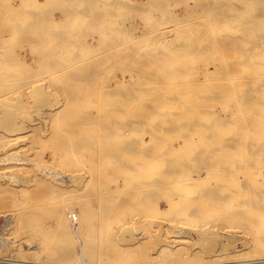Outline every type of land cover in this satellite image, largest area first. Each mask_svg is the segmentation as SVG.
<instances>
[{"label": "rangeland", "instance_id": "rangeland-1", "mask_svg": "<svg viewBox=\"0 0 264 264\" xmlns=\"http://www.w3.org/2000/svg\"><path fill=\"white\" fill-rule=\"evenodd\" d=\"M91 1L93 2V0H89L87 2L89 5L86 6L90 9H86L89 13L86 12L81 22L78 23L83 29V31L81 30L83 36L80 37V40L87 44L90 43L91 48L97 47L99 41L103 45L100 44L99 48L88 51V56H86L87 54L82 56L83 60L81 62L84 64L79 63L80 66L85 67V73H88V76H85L86 78H80L81 81L87 84L68 87L55 85L54 82L57 83L59 80L63 81V79H65L64 82L72 80L70 76L75 75L76 72L74 69L69 70L70 72L67 71L73 65V62H70L74 57L72 54L66 57L67 63H62V66H66L65 68L62 67L65 70L60 67L61 69L57 71L59 76H54L50 70L47 71L39 59L42 57L43 47L46 48L47 43L52 38L51 36H53V41L58 42L60 36L67 31H71V29L63 27L62 29L59 28L57 32V29L54 30L49 26L47 21L49 18H45L43 14L26 18L27 11H33L30 14L37 13L31 5L26 4L28 0H0V60L4 65L0 67V73L9 75V77H6V81L10 82V84L5 85V93L4 90H0V104H2V107H0V155L4 157L7 154L11 156L10 154L14 153V158L22 157L27 160H24L25 162L20 166L15 164L17 160L14 158L12 161H6L5 163L0 161V171L8 173V176L0 177V184H2L0 186V229H2V232L0 231V257L8 258L15 253L27 257V260H37L38 256L43 255L44 257H51L43 261L62 262L63 264H167L171 262L169 261L170 255L167 256V253L171 251L181 252V250L184 252H182L183 255L181 254L182 258L184 257L182 261L186 258L189 259L188 261L193 260V258L185 256V252H199L202 258L207 259L208 257L209 259L211 256L210 258H217L215 259L217 262H225L226 260L233 262L241 260V258L244 261L247 257L258 259L259 256H264V230H262L264 226H261L264 225V206H262L264 204V159L261 157L264 156V143H261L264 142V139L260 140L261 137L264 138V133H262L264 132V126H262L264 122H260L261 119V121H264V99H262L264 98V28L253 26L252 32L254 33H249V29L252 27L251 17H254L255 14L258 16H255V18L258 19L261 15L264 16V11H262L264 10V0H256V5L252 7L253 11H248L245 14L246 18L244 15L241 16L236 13V0L234 2L214 0L208 7L210 11L207 12L203 10L198 2H202V0H96L95 2L98 5L93 2L94 6L91 5ZM109 1L113 4L108 5ZM220 1L225 4L219 8L218 3ZM109 8H111L110 18L103 21L106 17L104 12H108L107 9ZM55 9L51 6L48 8L56 21H64L61 18L63 16L59 12L60 10ZM5 11L8 14H3ZM93 11L94 16L92 15ZM177 17H182V19ZM238 17L246 20H236ZM225 19L226 21H224ZM101 22H104L105 25L102 28L98 27ZM71 27L73 28L72 25ZM31 28L32 31H30ZM108 29H111L112 36L101 37V33L107 32ZM244 29L248 31L246 36H244ZM205 31L210 32V34L207 33L210 41V49L208 50L197 45V39L200 38L201 34H205ZM211 32L214 34V36L212 34V37L218 40L225 36L228 38L234 35L239 36L241 44H239L238 49L243 54L241 51L237 52V46L234 42L229 44L231 47L229 45V47L223 46V48L226 47L224 51L218 50L223 48L213 44L216 40H213L210 36ZM31 39L35 40L31 41L35 49L29 43ZM68 39L73 40L70 34H67ZM72 42L75 43V40ZM74 43H67L65 50L74 51ZM254 43L255 45H252ZM173 44H177L178 48L176 49V45ZM172 47L174 51L175 49L178 51L176 53H179V50L182 53L184 52L181 57L172 55ZM155 48L161 49L160 52L164 55V58L167 57V60L161 63L153 62ZM105 50L110 51L111 54L105 55V52H103ZM209 51H213V54ZM218 53L222 54L223 59ZM188 54L191 55L189 58ZM172 56L174 61L171 60L170 62ZM192 58L194 61L188 60ZM10 59L11 61H9ZM21 60L26 63V66L21 65L19 62ZM220 62L222 64L223 62L227 63V65L226 63L224 66L221 65V70L215 68L219 67ZM171 63L175 69H171ZM108 65L109 67H107ZM252 65L256 67L254 73L257 76H255L256 78L253 77L256 79L255 81L250 75ZM158 66H162L164 69ZM204 68H208L207 75L203 73L205 72ZM217 71L224 73L220 74ZM60 72L63 74L60 75ZM161 73H166L167 76L163 77L160 75ZM241 74L244 75L242 84H247V86L244 84L246 89H244L245 91L242 90L241 93L243 92L242 95H246V98H242L241 95L236 97L235 92H232L237 88V90L245 88L243 85H241L242 87H235V85L232 89V85L236 82L238 76H243ZM204 76L210 80L205 79ZM236 76L237 78H235ZM218 77H223L225 81ZM251 78L254 82L250 81ZM118 81L123 84L118 85ZM194 81H197V85ZM212 82L213 84H210ZM229 83L232 84L230 85L232 91H228ZM218 88L220 89L217 90ZM195 89L197 90L196 93H194ZM208 89L210 94H208L209 92L205 93ZM68 90H76L77 92L74 95H67L63 92ZM85 91H90V93L86 96L83 94ZM107 91L110 93H106ZM248 93L255 97L251 98L252 96ZM226 95L236 98L233 99V104L235 101L238 103L233 105ZM239 96L242 98V102L239 101ZM70 98L78 100L73 101ZM83 98L94 100H83ZM99 98L107 99L101 100ZM155 98H157L156 101H162H157V104V102H153ZM196 98H198L197 101ZM170 101L172 104H170ZM161 103L164 107L161 106ZM241 103L243 104L241 105ZM227 108L233 112L228 111ZM171 109L173 111H170ZM229 114L231 115L229 116ZM237 114L240 118L237 117ZM68 115H70L69 118ZM249 116L251 117L249 118ZM257 121L259 127L256 126ZM201 122L202 124H200ZM243 128L250 131L245 132ZM251 130H255V132ZM243 132L245 133L243 134ZM256 133H261L258 135L260 138L256 137ZM14 136H17L15 137L16 140H10ZM7 137L10 141L6 140ZM236 137L238 140H236ZM111 138L113 139L111 140ZM77 139L80 142H77ZM220 139H222L221 143L223 145L227 142L226 146L230 148L221 147L223 145L219 146L221 144ZM189 140L190 142H188ZM241 140L245 144V147H243L248 150L244 149L245 153H243V150L242 155L239 154L242 151L240 148H243L242 145H244ZM251 140L254 142L261 141L259 142L261 145L259 144V147H257L258 144L255 142L253 147ZM122 142L126 143V146ZM179 143L183 145L180 146ZM120 145H122L121 148ZM123 147L124 149H122ZM196 150L197 152H194ZM228 150L230 155L232 153L231 157L236 156L234 159L238 157V161H236L237 159L232 161L233 158H228L230 157ZM222 151L223 154L227 151V156L229 155L225 157V153L222 156L225 162L222 159V161L220 160L222 155L220 152L222 153ZM192 152H194L195 157ZM227 158L228 160H225ZM39 167H45L47 170L49 169L48 172L52 173L50 175L49 173H42ZM221 169L228 171L224 173L225 171ZM61 179H66V181L62 182ZM24 180H26V183ZM14 182H18L19 185L13 184ZM7 183L11 187L16 185L18 188H21L20 186L23 188L21 190L16 186L11 188ZM5 184L7 187H4ZM208 186L212 188L209 187L208 189ZM201 187L203 189L207 188L208 191L214 194L217 192L218 194L223 193L222 196L224 194L226 196H223V200V197H218L220 201L215 199L216 202L214 203V194L212 195L205 190L206 194L203 193V195H208V197L205 195L203 197L206 199L201 194L198 195L203 190ZM10 189L14 191L11 190L12 192H10ZM159 193L164 195L162 196ZM217 193L215 197L218 196ZM12 194L14 197L11 196ZM169 195L171 198H169ZM196 197H200V199ZM194 198L200 202L198 203L199 207L186 205L188 200L195 202L196 199L194 200ZM201 198L205 201L203 205ZM166 199L169 203V199L172 202L174 200V203L171 202L172 207L166 202ZM236 201L240 206L236 204ZM146 203L147 205H144ZM175 203L177 205L173 206ZM214 204L218 205L214 206ZM250 204H252V208H250ZM234 205L235 208L233 209ZM143 206H148V208ZM66 208H69L68 210L73 214H70ZM240 208L242 209L240 210ZM238 209L241 212L237 211ZM64 210L66 211L64 212ZM59 213L61 214L60 217ZM251 213L255 214L252 216ZM67 214L80 222L71 221L73 218ZM221 214L224 218L220 216ZM252 217H255L253 220H259L260 218L259 225L257 222L255 225L253 221H250L249 224ZM9 218L10 220H8ZM66 218L70 221L67 222L68 219ZM245 218L248 223L243 221ZM82 220L86 221L81 222ZM54 221L57 224L59 223L56 224L59 228H57L58 231ZM241 221L245 223V226H239L243 223ZM261 221L262 223H260ZM83 223L84 225H82ZM233 223L235 224L233 225ZM252 223L254 226L251 225ZM236 224L238 225L236 226ZM53 225L54 227H51ZM254 232H259V234ZM43 235L53 238L55 242L53 241L52 248L50 244L48 245L42 241ZM86 241L91 242L87 247L90 253L85 250L86 247L84 248V246H87L84 243ZM59 244L61 245L59 246ZM35 245L39 246L40 251L43 252L42 255L40 252L38 253V250L36 252ZM90 245H94L91 246L93 247L92 250ZM104 245H107V248ZM82 246L84 250L80 254ZM100 249L104 251L107 249L109 253L104 252L101 255ZM53 251L57 252L56 256L59 253V257H56V259L54 258L55 255L52 254ZM112 251H114L113 255L110 253ZM60 252L63 253L62 256H60ZM120 252L122 253L119 254ZM60 257L61 259H58ZM187 259L184 261H187Z\"/></svg>", "mask_w": 264, "mask_h": 264}, {"label": "bare ground", "instance_id": "bare-ground-1", "mask_svg": "<svg viewBox=\"0 0 264 264\" xmlns=\"http://www.w3.org/2000/svg\"><path fill=\"white\" fill-rule=\"evenodd\" d=\"M19 1V0H18ZM23 1V0H22ZM27 1V0H26ZM89 0H43V1H40V0H28V2H26V4H28V5H31V7L32 8H34L35 9V11L37 12V13H35V14H30L31 12L33 13V11H27V13H26V18H30V16H34V17H36V16H40V15H44L45 16V18H49L47 21H48V24H49V26H51V28L52 29H57L56 31L58 32V29L59 28H63V27H68V29L70 30L71 29V31H65L67 34H70V36L72 37V41H74L75 40V43L74 42H72V41H70L69 39V41L67 40V34L65 35V34H62L61 36H60V39L58 40V42H56V41H53L54 39H53V36H51L52 38L49 40V42L47 43V46H46V48H44L43 47V49H44V51H43V54H42V57H40V59L39 60H41V62L44 64V66H45V68L47 69V71L48 70H50L53 74H54V76H57L58 75V73L59 72H57L58 70H60L62 67H66V66H62V63H67V61H66V57H68V55H73L74 57H72V60L70 61V62H73V65H72V67L70 68V69H67L68 68V66H67V71H69V70H71V69H74V71L76 72V73H74L75 75H73V76H70V79H71V77H72V80L71 81H68V82H64V80L65 79H63V81H60L59 80V82H54V84L55 85H60V86H68V87H70V86H74V87H78V86H84V85H86L87 83L86 82H84V81H81V77H85V76H88V73L86 72L85 73V71L84 70H86L85 69V67H82V66H80V64H84V63H82L81 61L83 60L82 59V56L84 55V54H87L86 56H88V54H89V52L88 51H91V49H94V48H99V46H100V44H101V41H99V44H98V46L97 47H95L93 44V46H94V48H91L90 46H89V44H87L86 42H84V41H82V40H80L81 38V36H83V29L81 28V25L80 24H78V23H80L81 22V20L83 19V17L86 15V12L87 13H89L88 11H86V9H88V7L86 8V6L87 5H89V4H87V2H88ZM96 0H93V2H95ZM230 1H233L234 2V0H230ZM5 2V1H4ZM93 2L91 1V5L92 6H94L93 5ZM106 2V1H105ZM199 2V4H200V6L203 8V10H205L206 12L207 11H210V10H208V7L210 6V3H212V2H214V0H211L210 2H209V0H202V2H200V1H198ZM256 0H236L235 1V4H236V10H237V12L236 13H238L239 15H244V17H245V14L246 13H248V11H250L251 12V10H252V7L254 6V5H256ZM96 4H97V2H95ZM228 3V2H227ZM232 3V2H231ZM95 4V5H96ZM113 4V3H112ZM111 4V1H109L108 2V5H112ZM198 4V3H197ZM223 4H225L224 2L222 3V1H220L219 3H218V6H219V8H220V6H222ZM257 4H258V2H257ZM90 5V6H91ZM98 5V4H97ZM25 6V5H24ZM53 7V9H55V8H57V10L62 14V16L63 17H61V18H63V20L64 21H56V19L53 17V15L51 14V10H48V8L49 7ZM89 6V7H90ZM18 7V6H17ZM72 7V8H71ZM1 9V8H0ZM5 9V8H4ZM22 9V8H21ZM33 9V10H34ZM19 10V9H18ZM27 10V9H26ZM32 10V9H31ZM56 10V9H55ZM88 10H90V9H88ZM108 10V12H104L105 13V19L103 20V21H106V20H108L109 18H110V11H111V8H109V9H107ZM258 10V9H257ZM1 11V10H0ZM253 11V10H252ZM262 11H264V10H262ZM261 11V12H262ZM21 12V11H20ZM3 13V12H2ZM1 13V14H2ZM15 13V12H14ZM23 13V12H22ZM3 14H8V12L7 11H5ZM39 14V15H38ZM95 15V13H94V11L92 12V15ZM98 14V13H97ZM255 14V13H254ZM16 15H17V13H16ZM93 15V16H94ZM102 15H104V14H102ZM212 15V14H211ZM210 15V16H211ZM257 14H255V16H256ZM255 16L254 17H251V19H250V21H251V23H252V27L253 26H260V28H264V16H262L261 15V17L258 19V18H255ZM3 17H5V16H3ZM17 17V16H16ZM233 17V16H232ZM236 17V16H235ZM256 17H258V16H256ZM44 18V19H45ZM178 18V17H177ZM180 18V17H179ZM178 18V19H179ZM189 18V17H188ZM220 18V17H219ZM246 18V17H245ZM173 19V18H172ZM180 19H182V17L180 18ZM208 19V18H207ZM248 19V18H247ZM228 20V19H227ZM236 20H246V19H244V18H242V17H238ZM223 21V20H222ZM224 21H226V19L224 20ZM35 22V21H34ZM198 22V21H197ZM104 22H101V24H99L98 25V27L100 26V28H102V27H104L105 25L103 24ZM229 23V22H228ZM17 24V23H16ZM15 24V25H16ZM47 24V25H48ZM103 24V25H102ZM71 25L73 26V28L71 27ZM17 26V25H16ZM229 26V25H228ZM34 27V26H33ZM69 27H71V28H69ZM97 27V26H96ZM235 27V26H234ZM252 27H250V31H249V33L250 34H253L254 32H252V30L254 29V27L252 28ZM256 27V28H257ZM36 28V27H35ZM120 28V27H119ZM65 29V28H64ZM67 29V28H66ZM116 29V28H115ZM121 29V28H120ZM134 29V28H133ZM136 29V28H135ZM227 29V28H226ZM33 29L31 28L30 29V31H32ZM82 30V31H81ZM86 30V29H85ZM209 30V29H208ZM212 30H213V28H212ZM244 31V36H246L247 34H248V31L246 30V29H244L243 30ZM82 32V33H81ZM214 32H216V31H214ZM32 33V32H31ZM62 33H64V32H62ZM207 33H209L210 34V32H206L205 31V34H201V36H200V38L199 39H197V45L198 46H203V48H205V50L207 49H210V41H209V38L207 37ZM54 35H55V33H53ZM212 34H213V32H211V37H212ZM109 35H110V37L112 36L111 35V29H108V31L107 32H102L101 33V37H109ZM198 35H200V33H198ZM197 35V36H198ZM228 35V34H227ZM213 36H214V34H213ZM241 36V35H240ZM100 37V38H101ZM210 37V38H211ZM215 37H217V36H215ZM239 36H237V35H234V36H230L229 38L228 37H221V38H219V40L218 39H215V38H213V40H216L215 42L214 41H212V42H214L213 44H215V45H219V46H222V48H223V46H226V47H229L230 45L229 44H231L232 42H234V44L237 46V52H239V51H241V50H239L238 49V47H239V44H241V42H240V37L238 38ZM54 38H55V36H54ZM68 38H70V37H68ZM99 38V39H100ZM196 38H198V37H196ZM36 39V38H35ZM102 39V38H101ZM227 39V40H226ZM247 40V39H246ZM31 41H35V40H30L29 41V43L31 44V46L33 47V49H35L34 48V46H33V44L31 43ZM98 41V40H97ZM164 41V40H163ZM167 41V40H166ZM250 41V40H249ZM56 42V43H55ZM252 42H253V39H252ZM251 42V43H252ZM70 44V43H74L73 45L75 46L74 47V51H66L65 50V48H66V46L68 45V44ZM67 44V45H66ZM76 44V45H75ZM157 44V43H156ZM169 44V43H168ZM195 44H196V42H195ZM194 44V45H195ZM72 45V46H73ZM101 45H103V44H101ZM158 45V44H157ZM173 45H176V49L178 48L177 47V44H173ZM229 45V46H228ZM244 45V44H243ZM252 45H255V43L254 44H252ZM159 46V45H158ZM164 46V45H163ZM197 46V47H198ZM219 46H217V47H219ZM103 47V46H102ZM213 47V46H212ZM226 47H224L223 49H221L220 47V49H218V50H223L224 51V49L226 48ZM231 47V46H230ZM254 47V46H253ZM39 48V47H38ZM157 48H159V47H157ZM157 48H155V50H154V53H153V55H154V58L152 59V61L153 62H156V63H161V62H164L165 60H167L166 58L167 57H163L164 55L160 52V50L159 49H157ZM166 48V47H165ZM173 48V47H172ZM179 48H181V47H179ZM255 48V47H254ZM15 49V48H14ZM103 49H104V47H103ZM176 49H175V51H174V48L172 49V55H174V56H177V55H179V57H181V55L184 53H182V51L181 50H179V53H176V52H178V51H176ZM183 49V48H182ZM198 49V48H197ZM215 49V48H214ZM213 49V50H214ZM217 49V48H216ZM7 50H9V49H7ZM109 50H111V49H109ZM227 50V49H226ZM225 50V51H226ZM10 51H12V50H10ZM93 51V50H92ZM99 51V50H98ZM101 51V50H100ZM193 51V50H192ZM214 51H216V50H214ZM231 51V50H230ZM16 52V51H15ZM88 52V53H87ZM103 52H105L104 54L105 55H110L111 54V52L110 51H103ZM102 52V53H103ZM188 52V51H187ZM210 52V51H209ZM213 52V51H212ZM212 52H210L211 54H213ZM216 52H218V51H216ZM221 52V51H220ZM13 53V52H12ZM99 53H101V52H99ZM116 53V52H115ZM188 53H190V52H188ZM192 54H193V52H191ZM195 53V52H194ZM222 53V52H221ZM241 53H242V51H241ZM76 54V55H75ZM215 54V53H214ZM219 55H220V53H218ZM217 54V55H218ZM223 54H224V52H223ZM235 54V53H234ZM238 54V53H237ZM243 54V53H242ZM241 54V55H242ZM15 55V54H14ZM21 55V54H20ZM104 55V56H105ZM187 55V54H186ZM218 55V56H219ZM8 56H9V54H8ZM19 56V55H18ZM103 56V54L101 55V57ZM191 55L190 54H188V58L190 57ZM210 56V55H209ZM220 56H222V54L220 55ZM237 56V55H236ZM238 56H239V54H238ZM16 58H17V56H15ZM93 57V56H92ZM193 57V56H192ZM217 57V56H216ZM245 57V56H244ZM9 58V57H8ZM7 58V59H8ZM73 58H75V59H73ZM99 58V57H98ZM105 58H107V57H105ZM172 58V59H171ZM170 58V62H171V60L172 61H174V58H173V56ZM184 58V57H183ZM208 58V57H207ZM219 58V57H218ZM221 58V57H220ZM243 58V57H242ZM6 59V60H7ZM18 59V58H17ZM17 59H14V60H17ZM71 59V58H70ZM104 59V58H103ZM108 59V58H107ZM187 59V58H186ZM203 59V58H202ZM211 59V58H210ZM215 59V58H214ZM222 59H223V56H222ZM221 59V60H222ZM19 60V59H18ZM17 60V61H18ZM68 60V59H67ZM85 60V59H84ZM90 60V59H89ZM97 60V59H96ZM179 60V59H178ZM177 60V61H178ZM188 60H193V58L192 59H188ZM246 60V59H245ZM9 61H11V59L9 60ZM8 61V62H9ZM86 61H88V60H86ZM95 61V60H94ZM103 61V60H102ZM105 61V60H104ZM103 61V62H104ZM190 61V62H191ZM194 61V60H193ZM7 62V63H8ZM20 63H21V65H23V66H26L25 64V62L23 61V60H21V61H19ZM81 62V63H80ZM100 62V61H99ZM102 62V63H103ZM227 62V61H226ZM226 62H223V64H222V62H220L221 64L220 65H218L219 67H215V68H220V70H221V68H222V66L221 65H223L224 66V64L226 63ZM242 62V61H241ZM80 63V64H79ZM229 63V62H228ZM95 64V63H94ZM100 64V63H99ZM230 64V63H229ZM65 65V64H64ZM69 65H71V64H69ZM171 65V69H175V67H174V65L171 63L170 64ZM215 65V64H214ZM216 65V66H217ZM226 65H227V63H226ZM225 65V66H226ZM4 65L2 64V62H1V60H0V67H3ZM85 66V65H84ZM221 66V67H220ZM230 66V65H229ZM21 67V66H20ZM61 67V68H60ZM107 67H109V65L107 66ZM113 67V66H112ZM115 67H117V66H115ZM119 67H121V66H119ZM118 67V68H119ZM159 68H163L162 66H158ZM165 67V66H164ZM227 67V66H226ZM140 68V67H139ZM215 68H213V69H215ZM259 68V67H258ZM122 69V68H121ZM141 70H142V68H140ZM164 69V68H163ZM178 69H179V67H178ZM205 70V72H203V73H207L206 71H207V69L208 68H204ZM228 69V68H227ZM255 69H256V67L255 66H253L252 65V67H251V71H252V73H250V75L252 76V78L253 77H255V76H257V75H255ZM62 70H65V69H63L62 68ZM104 70V69H103ZM107 70V69H106ZM123 70V69H122ZM137 70V69H136ZM73 71V72H74ZM197 71V70H196ZM212 71V70H211ZM235 71V70H234ZM55 72V73H54ZM70 72V71H69ZM102 72V71H101ZM162 72H164V71H162ZM217 72H219V71H217ZM227 72V71H226ZM43 73H44V71H43ZM42 73V74H43ZM121 73V72H120ZM123 73V72H122ZM121 73V74H122ZM210 73V72H209ZM220 73V72H219ZM224 73V72H223ZM223 73H220V74H223ZM46 74V73H45ZM61 74H63V73H61L60 72V75ZM225 74H227V73H225ZM225 74H224V76H225ZM161 76H163V77H165V76H167V74L166 73H161L160 74ZM193 75V74H192ZM207 75V74H206ZM241 75H243V74H241ZM240 75V76H241ZM53 76V75H52ZM59 76V75H58ZM160 76V77H161ZM195 76V75H194ZM219 76H221V75H219ZM6 77H9V75L7 76L6 74H2V73H0V90H4V88H5V85H7V84H10V82H7L6 81ZM205 77V76H204ZM246 77V76H245ZM56 78V77H55ZM60 78H61V76H60ZM86 78V77H85ZM218 78H222L223 79V77H218ZM226 78V77H225ZM228 78H229V74H228ZM235 78H237V76L235 77ZM247 78V77H246ZM250 78V77H249ZM249 78L247 79L248 81H249ZM250 79V81H252L253 79ZM256 78V77H255ZM258 78V77H257ZM52 79H53V77H52ZM79 79H80V81H79ZM205 79H208V77H205ZM7 80H8V78H7ZM55 81H56V79H54ZM53 80V81H54ZM203 80V79H202ZM208 80H210V79H208ZM208 80H206V81H208ZM211 80H212V78H211ZM214 80H216V79H214ZM219 80V79H218ZM224 81H225V79H223ZM229 80V79H228ZM233 80V79H232ZM256 79H254V81H255ZM259 81H260V78L258 79ZM18 81V80H17ZM26 81V80H25ZM66 81H67V79H66ZM204 81V80H203ZM213 81V80H212ZM221 82H223L222 80H220ZM230 81V80H229ZM254 81H252V82H254ZM195 82V81H194ZM200 82V81H199ZM198 82V83H199ZM205 82V81H204ZM213 82H215V81H213ZM213 82L212 83H210V84H213ZM228 82V81H227ZM232 82V81H231ZM244 82V75L243 76H241V77H239L238 76V78L236 79V82L235 83H233V85L232 84H230L229 83V87H228V91L229 90H231V88L230 87H232L233 86V88L232 89H234V86L235 87H238V86H241V85H243L244 86V84H246V83H244V84H242ZM247 82V81H246ZM252 82H249V83H252ZM53 83V82H52ZM51 83V84H52ZM126 83V82H125ZM124 83V84H125ZM192 83V82H191ZM196 83V85H197V81L195 82ZM194 83V84H195ZM261 83V82H260ZM12 84V83H11ZM21 84V83H20ZM50 84V83H49ZM49 84H47V85H49ZM54 84H52V85H54ZM117 84L118 85H122L123 83L122 82H120V81H118L117 82ZM201 84V83H200ZM224 84V83H223ZM17 85V84H16ZM114 85V84H113ZM202 85V84H201ZM205 85H206V83H205ZM219 85V84H218ZM217 85V86H218ZM230 85H232V86H230ZM251 85V84H250ZM19 86V85H18ZM96 86V85H95ZM138 86V85H137ZM198 86H199V84H198ZM246 86H247V84H246ZM7 87V86H6ZM45 87V86H44ZM133 87H135V86H133ZM200 87V86H199ZM206 87V86H205ZM242 87V86H241ZM240 87V88H241ZM245 87V86H244ZM220 88H222V87H220ZM220 88H218L217 90H219ZM249 88V87H248ZM12 89V88H11ZM204 89V88H203ZM207 89V88H206ZM212 89V88H211ZM238 89V88H237ZM235 90V91H232L233 93L235 92V96L237 97L238 95H241V97L243 96L242 95V93H241V91L242 90H244V89H246V87L245 88H241V90ZM5 90H6V88H5ZM5 90H4V93H5ZM109 90V89H108ZM209 90V89H208ZM204 91L206 94H207V92H209L208 94H210V90L209 91ZM226 90V89H225ZM195 91V92H194ZM194 91H192V92H194V93H196L197 92V90L195 89ZM224 90H222V92H223ZM230 91V92H231ZM245 91V90H244ZM3 92V91H2ZM44 92V91H43ZM65 94H67V95H74V94H76V90L75 91H72V90H68L67 92L66 91H63ZM115 92V91H114ZM117 92V91H116ZM129 92V91H128ZM191 92V93H192ZM212 92V91H211ZM221 92V93H222ZM231 92V93H232ZM30 93H31V91H30ZM46 93H48V92H46ZM88 93H90V91L88 92V91H85L83 94L84 95H88ZM93 93H95V92H93ZM97 93H98V90H97ZM106 93H110V92H106ZM193 93V94H194ZM203 93V92H202ZM204 93V95H206ZM215 93H217V92H215ZM223 93H225V92H223ZM241 93V94H240ZM132 94V93H131ZM244 94V93H243ZM248 94H250L251 95V93H248ZM95 95H96V93H95ZM111 95V94H110ZM162 95V94H161ZM164 95V94H163ZM191 95V94H190ZM197 95V94H196ZM213 95V94H212ZM215 95H217V94H215ZM227 95H228V93H227ZM226 95V96H227ZM166 96V95H165ZM180 96V95H179ZM182 96H183V94H182ZM198 96H200V95H198ZM207 96V95H206ZM211 96V95H210ZM218 96V95H217ZM230 96V95H229ZM232 96V95H231ZM246 96V95H245ZM245 96H243L242 98H244ZM252 96V95H251ZM47 97V96H46ZM103 97V96H102ZM138 97V96H137ZM162 97V96H161ZM208 97H209V95H208ZM228 97V96H227ZM233 97V96H232ZM240 97V96H239ZM238 97V98H239ZM240 97V102H242V98ZM255 96L253 95L251 98H254ZM182 98V97H181ZM204 99L206 98V97H203ZM212 98V97H211ZM213 98H214V96H213ZM229 98H231V97H228V100H229V102L231 103L232 102V104H233V101L236 99V98H231V99H229ZM246 98V97H245ZM4 99V98H3ZM66 99V98H65ZM70 99H73V98H70ZM91 100V101H93L94 99H92V98H83V100ZM99 99H101V100H105V99H107V98H99ZM137 99V98H136ZM154 99V98H153ZM153 99H151V100H153ZM156 99L157 98H155V101L153 100V102H157V101H162V100H157L156 101ZM158 99H161V98H158ZM169 99V98H168ZM180 99V98H179ZM178 99V100H179ZM189 99H191V98H189ZM192 99L194 100V97H192ZM191 99V100H192ZM227 99V98H226ZM234 99V100H233ZM262 99H264V98H262ZM10 100H13V99H10ZM45 100V99H44ZM61 100V99H60ZM76 100H78V99H73V101H76ZM96 100H98V99H96ZM122 100V99H121ZM124 101H125V98L123 99ZM166 100H167V97H166ZM175 101H176V99H174ZM186 100H187V98H186ZM185 100V101H186ZM198 100V98H196V101ZM216 100V99H215ZM225 100V99H224ZM227 100V101H228ZM238 100V99H237ZM17 101H18V98H17ZM81 101V100H80ZM123 101V102H124ZM174 101V102H175ZM189 101V100H188ZM195 101V100H194ZM243 101H244V99H243ZM21 102V101H20ZM78 102V101H77ZM171 102V101H170ZM191 102V101H190ZM189 102V103H190ZM201 102V101H200ZM216 102V101H215ZM239 102V103H240ZM255 102V101H254ZM10 103V102H9ZM79 103V102H78ZM86 103H88L87 101H86ZM163 103V102H162ZM161 103V104H162ZM179 103H180V100H179ZM196 103V102H195ZM207 103H208V101H207ZM238 102H236L235 101V103L233 104V105H235V104H237ZM244 103V102H243ZM243 103H241V105L243 104ZM248 103V102H247ZM6 104V103H5ZM4 104V105H5ZM76 104V103H75ZM75 104H74V106H75ZM137 104V103H136ZM154 104H156V103H154ZM157 104H158V102H157ZM156 104V105H157ZM164 104H165V101H164ZM170 104H172V102L170 103ZM177 104V103H176ZM191 104V103H190ZM192 104H194V102H192ZM213 104V103H212ZM220 104V103H219ZM223 104V103H222ZM262 104V103H261ZM2 104H0V107H2L1 106ZM17 105V104H16ZM144 105V104H143ZM155 105V106H156ZM166 105V104H165ZM181 105V104H180ZM195 105V104H194ZM198 105H199V103H198ZM213 105H216L215 103L213 104ZM233 105H231V106H233ZM251 105H254V104H251ZM147 106V105H146ZM161 106H163L164 107V105L162 104ZM179 106V105H178ZM210 106H211V104H210ZM224 106V105H223ZM229 106V105H228ZM230 106V107H231ZM249 106V105H248ZM254 106H256V105H254ZM253 106V107H254ZM7 107H9V106H7ZM39 107V106H38ZM73 107V106H72ZM118 107V106H117ZM116 107V108H117ZM138 107V106H137ZM139 107H140V105H139ZM154 107V106H153ZM156 107H158V106H156ZM168 107V106H167ZM169 107H170V105H169ZM190 107V106H189ZM241 108H242V106H240ZM258 107V106H257ZM257 107H255V108H257ZM114 108V107H113ZM133 108V107H132ZM146 108V107H145ZM159 108H160V105H159ZM181 108H183V107H181ZM180 108V109H181ZM224 108V107H223ZM244 108V107H243ZM7 109V108H6ZM39 109V108H38ZM65 109V108H64ZM141 109V108H140ZM143 110H144V108H142ZM184 109V108H183ZM228 109V111H231V110H229V108H227ZM226 109V110H227ZM16 110V109H15ZM151 110V109H150ZM185 110V109H184ZM200 110V109H199ZM203 110V109H202ZM201 110V111H202ZM213 110V109H212ZM225 110V109H224ZM258 110V109H257ZM142 111V110H141ZM165 111V110H164ZM170 111H173L172 109L170 110ZM180 111V110H179ZM214 111V110H213ZM223 111V110H222ZM234 111H235V109H234ZM237 111V110H236ZM246 111V110H245ZM244 111V112H245ZM254 111H255V109H254ZM128 112V111H127ZM143 112V111H142ZM158 112H160V111H158ZM158 112H157V114H158ZM162 112V111H161ZM166 112V111H165ZM215 112V111H214ZM221 112V111H220ZM231 112H233V111H231ZM239 112V111H238ZM237 112V113H238ZM257 112V111H256ZM260 112V111H259ZM5 113V112H4ZM140 113V112H139ZM163 113V112H162ZM174 113V112H173ZM172 113V114H173ZM250 113V112H249ZM10 114V113H9ZM65 114V113H64ZM87 114V113H86ZM117 114V113H116ZM166 114V113H165ZM4 115V114H3ZM131 115V114H130ZM134 115H135V113H134ZM146 115V114H145ZM152 115V114H151ZM231 114H229V116H230ZM240 115V114H239ZM243 115L245 116V114L243 113ZM243 115H242V117H243ZM251 115V114H250ZM257 115V114H256ZM13 116H15V115H13ZM63 116V115H62ZM69 116L70 115H68L67 117L69 118ZM85 116V115H84ZM88 116V115H87ZM86 117V116H85ZM220 117V116H219ZM236 117V116H235ZM237 117H239L240 118V116H238V114H237ZM251 116H249V118H250ZM253 117H254V113H253ZM256 117V116H255ZM161 118V117H160ZM225 118V117H224ZM244 118V117H243ZM246 118V117H245ZM248 118V119H249ZM258 118V117H257ZM260 119H261V117H260ZM41 120V119H40ZM134 120V119H133ZM239 120V119H238ZM262 120V119H261ZM260 120V122H264V121H261ZM127 121V120H126ZM156 121V120H155ZM194 121V120H193ZM190 122V121H189ZM221 122H223V121H221ZM9 123H11L10 121H9ZM45 123V122H44ZM100 123V122H99ZM157 123V122H156ZM220 123V122H219ZM253 123V122H252ZM254 123H256V122H254ZM1 124V123H0ZM180 124V123H179ZM197 124V123H196ZM200 124H202V122L200 123ZM212 124V123H211ZM223 124V123H222ZM248 124V123H247ZM261 124V123H260ZM259 124V125H260ZM15 125V124H14ZM37 125V124H36ZM152 125V124H151ZM181 125V124H180ZM198 125H199V122H198ZM208 125V124H207ZM258 125V121H257V124H256V126ZM261 126V125H260ZM262 126H264V125H262ZM261 126V127H262ZM2 127V126H1ZM12 127V126H11ZM155 127V126H154ZM164 127V126H163ZM247 127V126H246ZM257 127H259V126H257ZM256 127V128H257ZM35 128V127H34ZM146 128V127H145ZM169 128V127H168ZM8 129H9V127H8ZM129 129V128H128ZM164 129V128H163ZM167 129V128H166ZM262 129V128H261ZM162 130V129H161ZM243 130L246 132V131H248V130H245L244 128H243ZM242 130V131H243ZM255 130H257V129H255ZM255 130H251L252 132H255ZM81 131V130H80ZM79 131V132H80ZM218 131V130H217ZM234 131V130H233ZM250 131V130H249ZM56 132H57V130H56ZM110 132V131H109ZM111 132H112V130H111ZM110 132V133H111ZM225 132V131H224ZM245 132H243V134L245 133ZM251 132V133H252ZM257 132H258V130H257ZM113 133V132H112ZM262 133H264V132H262ZM60 134H61V132H60ZM238 134H239V132H238ZM240 134H241V132H240ZM254 134V133H253ZM257 134V133H256ZM259 134H261V133H259ZM259 134H257L256 135V137L258 138L259 136ZM63 135V134H62ZM66 135V134H65ZM184 135V134H183ZM213 135H215V134H213ZM217 135V134H216ZM246 135V134H245ZM255 135V134H254ZM1 136V135H0ZM18 136V135H17ZM17 136H14V138H11L10 140H16V138L15 137H17ZM97 136V135H96ZM173 136V135H172ZM206 136H208L207 134H206ZM228 136V135H227ZM261 136V135H260ZM20 137V136H19ZM65 137V136H64ZM108 137H110V136H108ZM112 137V136H111ZM238 137V136H237ZM236 137V138H237ZM240 137V136H239ZM247 137V136H246ZM249 137V136H248ZM41 138V137H40ZM44 138H46V137H44ZM48 138V137H47ZM66 138H67V136H66ZM219 138H222V137H220L219 136ZM235 138V137H234ZM242 138V137H241ZM260 138V137H259ZM24 139V138H23ZM81 139V138H80ZM109 139V138H108ZM113 138H111V140H112ZM223 139V138H222ZM222 139H220L219 141H220V143L222 142L221 140ZM243 139H244V137H243ZM262 139H264V138H262L261 137V141H262ZM4 140V139H3ZM2 140V141H3ZM6 140H9L8 139V137H7V139ZM5 140V141H6ZM9 140V141H10ZM96 140V139H95ZM99 140V139H98ZM116 140V139H115ZM117 140H118V138H117ZM178 140V139H177ZM186 140V139H185ZM184 140V141H185ZM217 140H218V138H217ZM216 140V142L217 143H219L218 141ZM236 140H238V138L236 139ZM253 140H255V139H253ZM46 141V140H45ZM124 141V140H123ZM149 141V140H148ZM226 141V140H225ZM242 141V143H243V140H241ZM252 141V140H251ZM261 141H258V142H256L258 145H257V147H259V142H261ZM7 142V141H6ZM77 142H80L78 139H77ZM96 142V141H95ZM94 142V143H95ZM105 142V141H104ZM129 142V141H128ZM188 142H190V140L188 141ZM245 142V141H244ZM249 142V141H248ZM248 142H247V144H248ZM254 141H252V146L254 145V143H255ZM42 143V142H41ZM102 143H103V141H102ZM122 143H124V142H122ZM126 143H127V141H126ZM126 143H124L125 145L124 146H126ZM185 143V142H184ZM224 143V142H223ZM227 143V142H226ZM226 143L223 145L222 143L219 145V146H221V145H223V146H221V147H226V148H230V147H228V146H226ZM242 143H241V145H242ZM246 143V142H245ZM261 143H264V142H261ZM228 144V143H227ZM244 144V143H243ZM179 145L181 146V145H183V144H181V143H179ZM240 145V146H241ZM261 145V144H260ZM57 146V145H56ZM121 146L122 145H120L119 147L121 148ZM133 146V145H132ZM186 146V145H185ZM185 146H184V148H185ZM245 147V144L244 145H242V147ZM255 146H256V144H255ZM88 147V146H87ZM113 147V146H112ZM118 147V148H119ZM128 147V146H127ZM187 147V146H186ZM232 147V146H231ZM240 148L242 151L239 153V154H241L242 152H243V150L244 149H246V148ZM250 147V146H249ZM248 147V149H250ZM254 147V146H253ZM256 147V148H257ZM58 148V147H57ZM57 148H55V149H57ZM89 148V147H88ZM88 148H86V149H88ZM108 148V147H107ZM114 149H115V147H113ZM130 148V147H129ZM226 148H224L225 150H226ZM234 148V147H233ZM261 148H262V146H261ZM122 149H124V147L122 148ZM121 149V150H122ZM187 149V148H186ZM199 149V148H198ZM223 149V150H224ZM232 149V148H231ZM231 149H229L230 151H231ZM259 149V148H258ZM35 150V149H34ZM77 150V149H76ZM113 150V149H112ZM228 150V151H229ZM251 150V149H250ZM256 150V149H255ZM55 151V150H54ZM92 151V150H91ZM102 151H104V150H102ZM108 151H109V149H108ZM114 151V150H113ZM116 151V150H115ZM124 151V150H123ZM230 151L228 152V154L230 155ZM246 151H248L247 149H246ZM254 151V150H253ZM259 151V150H258ZM101 152V151H100ZM194 152H197V150L196 151H194ZM194 152H192V155H193V153ZM227 152V151H226ZM225 152V153H226ZM257 152V151H256ZM15 153H17V152H15ZM38 153H39V151H38ZM55 153H56V151H55ZM102 153V152H101ZM106 153V152H105ZM187 153V152H186ZM225 153L223 154V151H222V153L220 152V154H222L221 155V157H220V160L222 159L223 160V155H225ZM243 153H245V150H244V152ZM14 153H11L10 155L11 156H9L8 154L6 155V156H2L1 157V155H0V161H2V162H6V161H12V159L14 158V155H13ZM25 154V153H24ZM91 154V153H90ZM198 154H199V151H198ZM254 154V153H253ZM20 155V154H19ZM26 155V154H25ZM25 155H23V156H25ZM37 155V154H36ZM59 155H60V152H59ZM108 155V154H107ZM228 155V156H229ZM231 155H232V153H231ZM231 155H230V157H228L227 156V153H226V156L225 157H228V158H233L232 159V161H235L236 159H234L235 157H231ZM242 155V154H241ZM245 155V154H244ZM243 155V156H244ZM38 156V155H37ZM40 156V155H39ZM94 156V155H93ZM105 156V155H104ZM194 156V155H193ZM204 156H205V154H204ZM210 156V155H209ZM246 156V155H245ZM258 156V155H257ZM29 157V156H28ZM57 157H58V155H57ZM107 157V156H106ZM111 157H113V156H111ZM151 157V156H150ZM153 157V156H152ZM151 157V158H152ZM181 157V156H180ZM195 157V156H194ZM193 157V158H194ZM253 157V156H252ZM262 157V159H264V156H261ZM26 158V157H25ZM115 158V157H114ZM129 158V157H128ZM191 158H192V156H191ZM228 158L227 159H225V160H228ZM240 158H242V157H240ZM247 159H248V157H246ZM11 159V160H10ZM14 159H16L17 161H16V163L15 164H18L19 166L21 165V164H23V162H25V161H27L26 159H23L22 157L20 158V157H15ZM35 159H38V158H35ZM56 159V158H55ZM142 159V158H141ZM165 159V158H164ZM207 159V158H206ZM242 159H245V158H242ZM252 160H253V158H251ZM256 159V158H255ZM21 160H23V161H21ZM25 160V161H24ZM146 160V159H145ZM149 160V159H148ZM221 160V161H222ZM230 160V159H229ZM246 160V159H245ZM30 161V160H29ZM28 161V162H29ZM32 161H33V159H32ZM66 161V160H65ZM78 161V160H77ZM224 161V160H223ZM236 161H238V159L236 160ZM254 161V160H253ZM34 162V161H33ZM160 162V161H159ZM198 162V161H197ZM201 162H204V161H201ZM225 162V161H224ZM245 162V161H244ZM207 163V162H206ZM238 163V162H237ZM248 163V162H247ZM249 163H250V161H249ZM210 164V163H209ZM36 165V164H35ZM38 165V164H37ZM204 165H206V164H204ZM12 166V165H11ZM40 166V165H39ZM158 166H160V165H158ZM203 166V165H202ZM208 166V165H207ZM222 166V165H221ZM220 166V167H221ZM237 166V165H236ZM245 166H246V164H245ZM46 168L48 167L47 165L45 166ZM45 167H39V169L42 171V173L43 172H45L46 174L47 173H49V175H50V173H52V172H48L49 171V169L47 170ZM91 167V166H90ZM143 167V166H142ZM189 167V166H188ZM211 167V166H210ZM216 167V166H215ZM224 167H226V166H224ZM7 168V167H6ZM37 168H38V166H37ZM203 168H204V166H203ZM205 168H207L206 166H205ZM230 168V167H229ZM198 169V168H197ZM92 170H93V168H92ZM149 170V169H148ZM219 170V169H218ZM221 170H223V169H221ZM220 170V171H221ZM237 170V169H236ZM13 171V170H12ZM145 171V170H144ZM200 171V170H199ZM223 171H225V170H223ZM228 171V170H227ZM227 171H225L224 173H226ZM240 171V170H239ZM250 171V170H249ZM15 172V171H14ZM150 172V171H149ZM148 172V173H149ZM131 173V172H130ZM214 173V172H213ZM229 173V172H228ZM8 173H5V172H2V171H0V177H5V175H7ZM45 174V175H46ZM143 174H144V172H143ZM207 174V173H206ZM222 174H223V172H222ZM11 175V174H10ZM146 175V174H145ZM148 175V174H147ZM162 175V174H161ZM234 175H236V174H234ZM246 175V174H245ZM258 175V174H257ZM260 175V174H259ZM8 176V175H7ZM242 177H244L243 175H241ZM11 177V176H10ZM20 177V176H19ZM39 177V176H38ZM226 177V176H225ZM12 178V177H11ZM42 178V177H41ZM201 178V177H200ZM224 178V177H223ZM26 179V178H25ZM28 179V178H27ZM36 179V178H35ZM43 179V178H42ZM71 179V178H70ZM157 179V178H156ZM170 179V178H169ZM190 179H192V178H190ZM236 179V178H235ZM238 179V178H237ZM16 180V179H15ZM30 180V179H29ZM149 180H151V179H149ZM172 180V179H171ZM189 180V179H188ZM240 180V179H239ZM19 181V180H18ZM25 181V183H26V180H24ZM60 181H62V182H65L66 181V179H61ZM173 181V180H172ZM172 181H170V182H172ZM175 181V180H174ZM244 181V180H243ZM19 182H21V181H19ZM72 182V181H71ZM141 182H144V181H141ZM152 182V181H151ZM165 182V181H164ZM218 182V181H217ZM239 182V181H238ZM9 183V182H8ZM8 183H7V185H8ZM22 183V182H21ZM67 183V182H66ZM150 183V182H149ZM153 183V182H152ZM190 183V182H189ZM241 183V182H240ZM13 184H18V182L17 183H13ZM159 184V183H158ZM157 184V185H158ZM217 184V183H216ZM242 184V183H241ZM2 184H0V186H1ZM4 185V184H3ZM7 185L5 184V186L4 187H7ZM10 185V184H9ZM8 185V186H9ZM19 185V184H18ZM148 185V184H147ZM151 185V184H150ZM170 185V184H169ZM203 185H205V184H203ZM202 185V186H203ZM210 185V184H209ZM229 185V184H228ZM233 185V184H232ZM246 185H249V184H246ZM251 185V184H250ZM13 186V185H12ZM14 186H16V185H14ZM11 187V185H10V187L11 188H15V187ZM55 186V185H54ZM207 186V185H206ZM215 186V185H214ZM217 186V185H216ZM221 186H223V185H221ZM238 186V184L236 185V187ZM9 187V188H10ZM21 188H18L17 186H16V188H18V189H22L23 187L22 186H20ZM48 187V186H47ZM146 187V186H145ZM165 187H166V185H165ZM168 187H170V186H168ZM205 187V186H204ZM209 187H211V186H208L207 188L209 189ZM235 187V188H236ZM240 187V186H239ZM51 188V187H50ZM137 188V187H136ZM207 188H205V189H203L202 187H201V189H203V190H201L200 192L201 193H199L198 195L200 196V194L202 195V197L206 194L205 193V190L206 191H208L207 190ZM212 188V187H211ZM250 188H251V186H250ZM12 189H10V192H12V191H14V190H12ZM25 190V189H24ZM159 190V189H158ZM220 190V189H219ZM226 190V189H225ZM41 191V190H40ZM75 191V190H74ZM77 191H79V190H77ZM152 191V190H151ZM166 191V190H165ZM81 192V191H80ZM79 192V193H80ZM92 192V191H91ZM253 192V191H252ZM14 193V192H13ZM93 193V192H92ZM155 193H157V192H155ZM203 193H205L204 195H203ZM208 193H211L212 195L214 194L213 192H210V191H208ZM217 193V192H216ZM215 193V194H216ZM221 193V192H220ZM255 193V192H254ZM56 194V193H55ZM97 194H98V192H97ZM160 194V193H159ZM159 194H157V195H159ZM215 194H214V198L212 197V195H210L212 198H213V200H215V199H217V201H220L219 199H218V197H220L221 196V198L225 195H221V194H223V193H221V194H218L217 193V197H215ZM258 194V193H257ZM43 195V194H42ZM160 195H164V194H160ZM178 195V194H177ZM11 196H13V194L11 195ZM38 196V195H37ZM57 196V195H56ZM62 196V195H61ZM134 196V195H133ZM151 196V195H150ZM153 196V195H152ZM165 196H167V195H165ZM206 196V195H205ZM226 196V195H225ZM224 196V197H225ZM241 196V195H240ZM260 196V195H259ZM14 197V196H13ZM157 197V196H156ZM206 197H208V195L206 196ZM210 197V198H211ZM224 197L222 198V200L224 199ZM169 198H171L170 197V195H169ZM197 199H200V197H196ZM196 198H194V200L196 199ZM204 199H206L205 197H203ZM220 198V199H221ZM236 198V197H235ZM80 199V198H79ZM145 199V198H144ZM148 199H149V197H148ZM197 199L195 200V202L193 201V200H188V204H186V205H189L190 207H199L198 205V203H200V202H198L197 201ZM247 199V198H246ZM173 200V199H172ZM210 199H208V201H209ZM237 200V199H236ZM152 201V200H151ZM154 201V200H153ZM168 201H170V203L169 202H167V199H166V202L167 203H169L170 204V206H171V200L169 199ZM200 201V200H199ZM241 201V200H240ZM254 201V200H253ZM81 202V201H80ZM103 202V201H102ZM148 202V201H147ZM176 202V201H175ZM203 202H205V201H203L202 200V198H201V203H202V205H203ZM210 202V201H209ZM216 202V200L214 201V203ZM227 202V201H226ZM233 202V201H232ZM231 202V203H232ZM97 203V202H96ZM172 203H174V200H173V202ZM177 203V202H176ZM173 204V206L174 205H177V204ZM208 203V202H207ZM207 203H204L205 205L207 204ZM211 203V202H210ZM210 203H208V205H210ZM219 203V202H218ZM234 203V202H233ZM238 202L236 201V204H237ZM241 203H243V204H245L244 202H241ZM28 204V203H27ZM32 204V203H31ZM81 204V203H80ZM168 204V205H169ZM178 204H181V203H178ZM225 204V203H224ZM235 204V205H236ZM246 204H248L247 202H246ZM252 204H254L253 202H252ZM252 204H250L251 206H250V208H252L253 206H252ZM16 205V204H15ZM18 205V204H17ZM26 205V204H25ZM64 205H65V203H64ZM68 205V204H67ZM84 205V204H83ZM144 205H147V203L146 204H144ZM149 205H151V204H149ZM148 205V206H149ZM204 205V206H205ZM215 205H218V204H214V206ZM235 205H234V207H233V209L235 208ZM237 205H239V204H237ZM19 206V205H18ZM22 206V205H21ZM106 206V205H105ZM130 206V205H129ZM148 206L147 207H144V208H148ZM152 206V205H151ZM223 206H225V205H223ZM231 206V205H230ZM240 206V205H239ZM260 206H261V204H260ZM262 206H264V204H262ZM67 207V206H66ZM142 207V208H143ZM172 207V206H171ZM176 207V206H175ZM208 207V206H207ZM206 207V208H207ZM212 207V209H214L213 208V206H211ZM222 207V206H221ZM232 207V206H231ZM62 208V207H61ZM72 208H73V205H72ZM88 208H90V207H88ZM161 208V207H160ZM159 208V209H160ZM186 208H188V207H186ZM204 208V207H203ZM216 208H218L217 206H216ZM223 208H226V207H223ZM258 208V207H257ZM59 209V208H58ZM67 210L69 209V208H66ZM74 209V208H73ZM154 209V208H153ZM153 209H151V210H153ZM169 209V208H168ZM182 209V208H181ZM222 209V208H221ZM242 208H240V210H241ZM248 209H249V207H248ZM91 210V209H90ZM187 210V209H186ZM185 210V211H186ZM216 210V209H215ZM218 210V209H217ZM224 210V209H223ZM223 210H222V212H223ZM227 210V209H226ZM239 209L237 210V211H240ZM66 210H64V212H65ZM72 211V210H71ZM145 211V210H144ZM155 211V210H154ZM192 211V210H191ZM250 211V210H249ZM68 212L70 213V211L68 210ZM74 212V211H73ZM79 212H80V210H79ZM152 212V211H151ZM156 212V211H155ZM161 212V211H160ZM169 212H170V210H169ZM221 212V213H222ZM235 212H236V210H235ZM241 212V211H240ZM240 212L238 213V215L240 214ZM248 212V211H247ZM247 212H245V213H247ZM68 213V214H69ZM72 213V212H71ZM70 213V214H71ZM162 213V212H161ZM178 213V212H177ZM185 213V212H184ZM184 213H183V215H184ZM205 213V212H204ZM209 213V212H208ZM211 213V212H210ZM234 213V212H233ZM244 213V214H245ZM65 214V213H64ZM67 214V215H68ZM73 214V213H72ZM77 214H78V212H77ZM98 214V213H97ZM168 214V213H167ZM179 214H182V213H179ZM178 214V215H179ZM223 214V213H222ZM222 214L220 215V216H222ZM225 214V213H224ZM235 214V213H234ZM253 214H255V213H253ZM253 214L251 213V215L253 216ZM257 214V213H256ZM47 215V214H46ZM108 215V214H107ZM164 215V214H163ZM258 215V214H257ZM260 215V214H259ZM61 216V214L59 213V217ZM66 216V215H65ZM69 216V215H68ZM79 216V215H78ZM140 216V215H139ZM219 216V215H218ZM244 216V215H243ZM248 216H249V214H248ZM16 217V216H15ZM52 217V216H51ZM54 217V216H53ZM58 217V218H59ZM67 217V216H66ZM69 217H71V216H69ZM223 217V216H222ZM234 217V216H233ZM239 217V216H238ZM237 217V218H238ZM250 217V216H249ZM258 217V216H257ZM71 218H73V219H71V221H78V220H74V217H71ZM76 219H77V217H75ZM99 218V217H98ZM97 218V219H98ZM101 218V217H100ZM220 218V217H219ZM224 218V217H223ZM247 218V217H246ZM243 219V221H246L247 222V219ZM253 218H255V217H252L251 218V220H249V224H250V221L252 222H255V225H256V222H257V224H258V222H259V220H260V218H259V220H253ZM57 219V218H56ZM66 219H68V218H66ZM110 219V218H109ZM241 219V218H240ZM8 220H10V218L8 219ZM221 220V219H220ZM232 220V219H231ZM234 220V219H233ZM7 221V220H6ZM58 221V220H57ZM70 220L68 219V221L67 222H69ZM85 222L86 220H82L81 222ZM222 221V220H221ZM243 221H241V222H243ZM33 222V221H32ZM39 222V221H38ZM54 222H56V221H54ZM60 222V221H59ZM78 222H80V221H78ZM77 222V223H78ZM232 222V221H231ZM240 222V223H241ZM6 223V222H5ZM70 223H72V222H70ZM87 223V222H86ZM85 223V224H86ZM209 223V222H208ZM223 223V222H222ZM240 223H238V224H240ZM244 223V222H243ZM241 224V225H239V226H242V225H244L245 226V223L244 224ZM248 223V222H247ZM260 223H262V221L260 222ZM35 224H37L36 222H35ZM34 224V225H35ZM57 224V222L55 223V225ZM59 224V223H58ZM57 224V225H58ZM75 224H76V222H75ZM232 224V223H231ZM235 223H233V225H234ZM238 224H236V226L238 225ZM8 225V224H7ZM42 225V224H41ZM41 225H39V226H41ZM56 225V226H57ZM64 225V224H63ZM63 225H60V226H63ZM82 225H84V223L82 224ZM205 225V224H204ZM251 225H253V223L251 224ZM259 225V224H258ZM230 226V225H229ZM247 226V225H246ZM254 226V225H253ZM261 226H264V225H261ZM12 227V226H11ZM48 227V226H47ZM50 227V226H49ZM51 227H54V225L53 226H51ZM64 227V226H63ZM224 227V226H223ZM227 227V226H226ZM234 227V226H233ZM252 227V226H251ZM37 228H39V227H37ZM58 226L56 227V230L58 231ZM245 228V227H244ZM26 229V228H25ZM47 229V228H46ZM62 229V228H61ZM253 229V228H252ZM251 229V230H252ZM261 229V228H260ZM43 230V229H42ZM255 230V229H254ZM253 230V231H254ZM259 230V229H258ZM262 230H264V229H262ZM0 231L2 232V229H0ZM50 231V230H49ZM60 231V230H59ZM252 231V232H253ZM54 232H55V230H54ZM248 232V231H247ZM57 233V232H56ZM60 233V232H59ZM254 233H258L259 234V232H254ZM45 234H47V233H45ZM58 234V233H57ZM37 235V234H36ZM59 235V234H58ZM254 235H257V234H254ZM253 235V236H254ZM55 236V235H54ZM39 237V236H38ZM2 238V237H1ZM256 238H258L257 236H256ZM119 239V238H118ZM260 240V238L258 239V241ZM42 241L44 242V243H47L48 245L50 244V246H51V248H52V243H54L55 241L53 240V238H50V237H47V236H44L43 235V237H42ZM54 241V242H53ZM60 241V240H59ZM228 242V241H227ZM59 243V242H58ZM85 243V245H87V246H84V248L86 247V249L85 250H87V251H89L88 249L89 248H87L88 247V245L89 244H91V242H88V241H86V242H84ZM87 243V244H86ZM224 243V242H223ZM260 243V242H259ZM248 244V243H247ZM252 244V243H251ZM13 245V244H12ZM55 246H57L56 244H54ZM61 244H59V246H60ZM45 246H47V245H45ZM45 246H44V248H45ZM83 246H82V249H81V252H80V254H82L83 253V250H84V248H83ZM91 246H94V245H90V249L92 250L93 249V247H91ZM101 246V245H100ZM106 248H107V245H104ZM103 247V246H102ZM111 247H112V245H111ZM115 247V246H114ZM114 247H113V249H114ZM43 248V247H42ZM95 248V247H94ZM104 248V247H103ZM253 248H254V246H253ZM260 248V247H259ZM34 249L36 250V252H37V250H38V253L40 252V254L41 253H43V252H41L40 250V248H39V246L38 245H35L34 246ZM118 249V248H117ZM122 249V248H121ZM251 249V248H250ZM7 250V249H6ZM44 250V249H43ZM64 250V249H63ZM101 250V249H100ZM104 250H105V248H104ZM104 250H101V255H102V253H104V252H108L109 253V251H107V249H106V251H104ZM116 250V249H115ZM123 250V249H122ZM166 250V249H165ZM3 251V250H2ZM55 251H57V250H55ZM55 251H53L52 252V254L53 255H55L54 256V258L56 259V257H59L58 255H59V253H58V255L56 256V254H57V252H55ZM103 251V252H102ZM167 251V250H166ZM201 251V250H200ZM244 251V250H243ZM251 251V250H250ZM249 251V252H250ZM113 252L114 251H112V252H110L112 255H113ZM123 252V251H122ZM122 252H120L119 254H121ZM182 250H181V252L180 251H171V252H169V253H167V256H169V258H170V260H169V258L166 256V258H168V260L169 261H171L170 263H167V264H264V256H259L258 257V259H251V257H247V259L245 260L244 259V261H243V258H241V260H236V261H233V262H228L227 260V262L225 261V262H217V260H215V259H217V258H210L209 257V259H208V257H207V259L206 258H202V255L199 253V252H185V256H189L191 259L193 258V260H190V261H188L189 259H187V261H184V260H186V259H184L183 261H182V259L184 258H182ZM203 252V251H202ZM211 252V251H210ZM253 252V251H252ZM18 253V252H17ZM63 253H64V251H63ZM63 253H61L60 252V256H62L63 255ZM88 253H90V251L88 252ZM108 253H105V254H107V255H109V256H112V255H110V254H108ZM160 253V252H159ZM184 253V252H183ZM251 253V252H250ZM255 253V252H254ZM12 254V253H11ZM39 254V255H40ZM118 254V253H117ZM116 254V255H117ZM182 254V255H181ZM200 254V255H199ZM243 254V253H242ZM245 254V253H244ZM258 254V253H257ZM260 254V253H259ZM37 255V254H36ZM42 255V254H41ZM89 255V254H88ZM163 255H164V253H163ZM222 255H224V254H222ZM227 255V254H226ZM225 255V256H226ZM233 255V254H232ZM109 256H107V257H109ZM201 256V257H200ZM229 256V255H228ZM240 256H244V255H240ZM6 257V256H5ZM24 256H22V255H16L15 253L13 254V255H11V257H8V258H2V257H0V264H63L62 262H47V261H43V260H47L48 258H51V257H44L43 255L42 256H38V259L37 260H27L26 258L27 257H24ZM164 257V256H163ZM215 257V256H214ZM236 257H238V256H236ZM253 257V256H252ZM256 257V256H255ZM37 258V257H36ZM54 258H52L53 260H54ZM90 258V257H89ZM219 258V257H218ZM226 258H228V257H226ZM58 259H61V257L60 258H58ZM206 259V260H205ZM230 259H231V257H230ZM240 259V258H239ZM103 260V259H102ZM232 260H234V259H232ZM58 261H61V260H58ZM177 262V263H176ZM65 264V263H64ZM85 264V263H84ZM166 264V263H165Z\"/></svg>", "mask_w": 264, "mask_h": 264}]
</instances>
